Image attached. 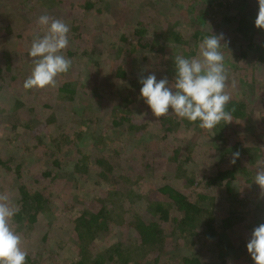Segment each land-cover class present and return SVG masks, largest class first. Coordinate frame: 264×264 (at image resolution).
<instances>
[{
  "label": "trees",
  "instance_id": "trees-1",
  "mask_svg": "<svg viewBox=\"0 0 264 264\" xmlns=\"http://www.w3.org/2000/svg\"><path fill=\"white\" fill-rule=\"evenodd\" d=\"M57 6L68 14L61 54L72 66L55 87L25 89L33 39L46 29L13 34L4 17L22 8V20L34 22ZM258 11L255 0H0V193L11 173L6 193L19 208L12 225L26 264H254L247 245L235 244L247 234L248 202L258 203L264 223L254 182L264 167ZM212 33L223 34L227 69L246 66V92L227 79L233 121L206 130L171 110L157 119L140 78L174 83L175 57L198 56ZM103 80L111 91H100ZM61 218L67 224L56 225Z\"/></svg>",
  "mask_w": 264,
  "mask_h": 264
},
{
  "label": "clouds",
  "instance_id": "clouds-1",
  "mask_svg": "<svg viewBox=\"0 0 264 264\" xmlns=\"http://www.w3.org/2000/svg\"><path fill=\"white\" fill-rule=\"evenodd\" d=\"M259 11L255 20L257 28L264 29V0H258ZM37 24L46 29L38 32L32 42L29 55L34 68L25 80V89L55 87L57 76L67 73L72 61L61 54L69 44V25L62 19L47 14L38 17ZM223 34L205 36L199 45L198 56L175 57L176 76L170 84L167 77L157 80L155 74L141 77V96L159 119L170 110L190 122L199 121V127L212 130L217 125L233 121L232 112L226 110L231 96L226 92L228 73L221 51ZM239 152L234 153L231 163H236ZM254 182L264 193V167H260ZM19 208L8 193H0V264H26L28 253L22 247V236L12 225ZM247 251L254 264H264V223L251 233Z\"/></svg>",
  "mask_w": 264,
  "mask_h": 264
},
{
  "label": "rangeland",
  "instance_id": "rangeland-1",
  "mask_svg": "<svg viewBox=\"0 0 264 264\" xmlns=\"http://www.w3.org/2000/svg\"><path fill=\"white\" fill-rule=\"evenodd\" d=\"M254 1V0H253ZM255 1H257L258 2V0H255ZM169 7V6H168ZM127 8H130V6L129 7H127ZM129 10V9H128ZM129 12V11H128ZM76 13L77 12H74V14L73 15H71V17H73V16H75L76 15ZM174 14H175V12L173 13L172 12V14H171V17H170V15L168 16V19H166V20H172L173 18V16H174ZM23 9L22 8H19V10H17V9H14V10H10V11H7L6 12V15H5V20H6V22L7 23H11V26L13 27V31H14V33L13 34H16V30H18V31H20V34L21 33H23V31L25 30V31H27V32H29V30L31 29V28H34L35 29V25H37V20H38V18L37 19H34L35 21L34 22H28V21H23L22 20V18H23ZM50 17H60V19L62 18V20H65V21H67V17H68V14L66 13V11L64 10V7L63 6H57L55 9H54V12H52V15H50ZM76 17V16H75ZM213 19V18H212ZM31 25H33V27H31ZM237 59V58H236ZM240 61H238V60H236L237 61V64L240 66V62H241V59H239ZM231 61H233L232 59H231ZM236 61L235 62H232V64L233 65H235L236 64ZM241 65H242V67L243 68H245L246 66H245V63L244 62H241ZM231 64H229L227 67H230V68H228L227 69V73H228V79H229V81H230V83L233 81V78H235V81L238 83V84H243L242 86H243V88H242V90H245V92L247 91V86L245 85L246 83H245V79H246V69H243L242 67H240L241 69H233V68H231ZM252 68L251 69H253V65L251 66ZM233 71H235V73L233 72ZM262 74H264V71L262 72ZM107 80V79H106ZM5 85H8V87H10V84H5ZM100 85H102V87H101V90L100 91H102V88L104 89V90H107V91H111L112 89H111V87H110V83H106V81L105 80H103L102 82H100ZM235 86V83H233V84H231V86ZM5 88H7V87H4V89ZM12 88V87H11ZM11 93L13 92V91H10ZM17 94H19V93H17ZM0 96L1 97H4V92H0ZM9 100H11V99H9ZM89 100V98L88 97H86L83 101H86V103H83L84 104V107L86 106V104L88 103L87 101ZM64 116V113H63V115L61 114V117H63ZM74 125L76 126V127H78V123L76 122V121H74ZM147 126V125H146ZM148 128H149V126H147ZM25 133H27L28 134V131H25ZM24 133V135L23 136H27V134H25ZM26 139V138H25ZM154 142V143H153ZM158 142H160V140H154V141H152V143H150V148L155 144L157 147H158ZM153 144V145H152ZM152 145V146H151ZM3 145H1L0 147L3 149V150H1L0 151V153H4L5 152V150L6 149H4V146L2 147ZM160 151H159V153H157L156 155H155V157H156V159H158L159 161H156L155 162V160H153V158L150 156V154H149V152H147L145 155V157L143 158V160H144V162H146V163H148V164H150V165H152L153 166V162H155V165H156V167H161L162 165H164L163 164V162H166V160H164V158H165V156H164V150H165V148L163 147V146H161V144H160ZM10 151H11V148L9 149ZM32 159H35V158H32ZM31 164H33V163H31ZM126 164L128 165V161H126ZM29 165V164H28ZM122 165H125L124 163H122ZM127 165H126V167H127ZM39 166V165H38ZM44 167V165L43 166H40V167H37V170L38 169H41V168H43ZM161 169H164V170H166V168L165 167H162ZM6 171V170H5ZM4 171V172H5ZM6 174V177L8 178V179H6L5 181L4 180H1V182H3V184H4V187H2V188H4L2 191H4L5 193L7 192L6 190H8L7 189V187H6V183L5 182H10L12 179L14 180V177L12 176V174L11 173H5ZM171 174H169V176H170ZM170 177H172V176H170ZM165 179H169V178H165ZM1 185H2V183H0ZM66 193H67V195H66V198H65V200L67 199V197H68V195H69V193H70V191H66ZM241 210H243L244 212H245V214L247 215V234L246 235H242V234H237V236H240L239 237V243L240 244H235V245H239L240 247H243V245H247V243H248V241L250 240V238H251V233H252V231L254 230V228L256 227V226H258V223L262 220V213H261V211H260V209L258 208V203L257 202H254V201H252V202H248L247 203V205L245 206H243L242 208H241ZM62 224H67V220L66 219H64V218H61V219H59V220H56V225H62ZM252 225L254 226V227H252ZM230 248V249H229ZM229 251H231L232 250V252H233V250L236 248V246H232V244L229 246ZM232 254V253H231Z\"/></svg>",
  "mask_w": 264,
  "mask_h": 264
}]
</instances>
